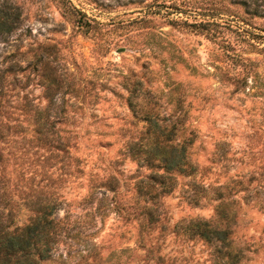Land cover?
<instances>
[{
  "label": "rangeland",
  "instance_id": "obj_1",
  "mask_svg": "<svg viewBox=\"0 0 264 264\" xmlns=\"http://www.w3.org/2000/svg\"><path fill=\"white\" fill-rule=\"evenodd\" d=\"M0 19L17 222L56 202L41 264H264V0H0Z\"/></svg>",
  "mask_w": 264,
  "mask_h": 264
},
{
  "label": "trees",
  "instance_id": "obj_2",
  "mask_svg": "<svg viewBox=\"0 0 264 264\" xmlns=\"http://www.w3.org/2000/svg\"><path fill=\"white\" fill-rule=\"evenodd\" d=\"M5 19H0V33L11 29ZM4 132L0 125V264H41L52 254V245L57 234V221L53 217L56 202L47 197L26 200L29 216L18 223V204L15 196L16 186L11 178L3 174V154L1 143ZM183 150V149H182ZM172 165H178L175 158H165ZM204 234V237H208ZM219 239H225L226 232L215 230Z\"/></svg>",
  "mask_w": 264,
  "mask_h": 264
}]
</instances>
